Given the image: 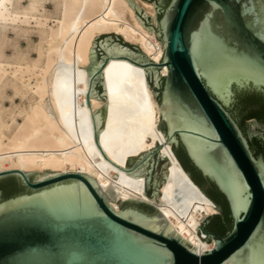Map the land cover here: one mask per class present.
Wrapping results in <instances>:
<instances>
[{
  "label": "water",
  "instance_id": "obj_1",
  "mask_svg": "<svg viewBox=\"0 0 264 264\" xmlns=\"http://www.w3.org/2000/svg\"><path fill=\"white\" fill-rule=\"evenodd\" d=\"M136 20L155 32L163 45L160 63L139 45L118 34L94 38L87 67L76 73L57 68L51 91L57 108H87L90 99L105 103L91 119L96 150L91 153L157 203L169 188L172 208L188 218L185 197L220 209L204 193L211 184L224 197L231 228L221 236L205 218L200 241L214 248L202 252L182 238L152 205L131 199L116 211L94 179L81 173L47 174L11 170L0 173V264H264V159L255 157L248 139L264 144V121L245 123L249 96L264 99V0H127ZM166 67L167 75L159 71ZM158 101L157 126L164 142L132 157L121 150L122 129L149 143ZM249 108V109H247ZM243 118V119H242ZM88 119V120H89ZM87 120V121H88ZM172 145L167 155L160 149ZM176 151L204 179L198 187L183 169ZM175 164L181 181L167 170ZM16 185V195L3 198Z\"/></svg>",
  "mask_w": 264,
  "mask_h": 264
},
{
  "label": "bare ground",
  "instance_id": "obj_2",
  "mask_svg": "<svg viewBox=\"0 0 264 264\" xmlns=\"http://www.w3.org/2000/svg\"><path fill=\"white\" fill-rule=\"evenodd\" d=\"M31 1L33 3L29 6L31 8L25 11L34 14L36 13L34 5L38 2ZM13 2L14 0H0V26L3 29L7 22L14 23L19 14H25L17 7L12 9ZM56 10L57 13H55L58 16L56 26L49 30L43 29L41 32L42 44L40 49H37L39 60L32 65L25 62L24 69L19 67L14 72V74L21 73L20 77L15 75V80L20 84L15 87L18 95L19 93L23 97L33 95L30 96L28 106L23 107L17 115H15L17 112L12 111L7 115L0 109V173L15 169L42 174L46 173L44 170L53 172L37 180L64 173H81L96 181L108 199L112 201L110 204L116 211L120 210L119 203L131 199L144 201L154 206L174 230L196 249L202 252L212 250L214 243L200 241L197 238V231L205 218L217 214L216 209L182 197L188 205L186 212L192 209L188 218L182 220L169 203L170 191L165 183L159 189L161 197L158 198L155 195L157 203L149 199L146 194L145 177L138 187L129 185L124 179L125 171L121 167L112 171L113 166L105 167L91 153L96 150V144L92 122L89 118L105 103L91 98L90 106L87 108L60 109L56 107L58 100L51 91V88H54L52 79L58 67L73 73H76L78 67H87L89 53L96 36L118 34L126 43L139 45L140 50L156 63H160L163 58V45L157 41L152 31L150 35L149 31L135 19L134 10L128 5L127 0H56ZM51 14L50 19L53 15ZM37 68L40 69L38 73H36ZM160 72L165 77L166 67ZM6 73L0 63V85ZM24 74H28L27 80H24ZM136 74L143 76L147 93L156 107V121L149 132V143L136 138L128 130V126L122 129L119 139L121 150L132 157H138L143 152L155 149L158 141L164 142L157 129L162 117L159 104L145 80L144 71ZM5 86L6 83L3 87L0 86V94ZM16 116L21 117V123L17 122ZM171 148V144L164 146L160 149V154L167 155ZM168 163L172 166L167 170L176 177V182L165 174L167 171L163 175L174 184L171 189L175 192L179 191L181 197L179 187L181 181L175 172V164L167 161L166 165Z\"/></svg>",
  "mask_w": 264,
  "mask_h": 264
},
{
  "label": "rangeland",
  "instance_id": "obj_3",
  "mask_svg": "<svg viewBox=\"0 0 264 264\" xmlns=\"http://www.w3.org/2000/svg\"><path fill=\"white\" fill-rule=\"evenodd\" d=\"M36 1L38 2L36 5H34L36 13L32 14V13H29V11H25V9L28 10L31 8V7H29L30 4H31V6L33 4V3H31L32 2L31 0H19L20 3L16 2V0H14L12 9L17 7V8H19L20 12H25V14H23V13L19 14L18 19L14 23L7 22V25L5 27L6 30L0 26V51L2 49L1 47L4 48L1 51L3 53L0 52V63L2 64L5 71L7 72L6 76L3 80V83L0 85L1 87H3V84L6 83V86L4 87V89L2 88V92L0 94V99H1L0 100V102H1L0 103V109L3 110V112H5L7 115L9 113H11V111L13 113L17 112V113H15V115H17L21 110H23V107L25 108L26 106H28V101H30L29 99H31V97L33 96V95L29 94V95L24 96L25 97L24 98L22 95H20V93H19L20 96L18 95L17 91L15 90V87L19 86L20 84H19V81L15 80V75H17V77H20L21 73L17 72V74L16 73L14 74V72L19 67L24 69V67H25L24 63L25 62L32 65V64H35L36 61L39 60V57H38L39 51L38 50L40 49L41 44H42V39H41L42 33L41 32L43 29L49 30L50 28H54L57 24L58 16L56 14L57 13L56 0L55 1L54 0H36ZM52 11L54 13L55 12L56 13L53 14ZM50 13L53 14V15L51 14L52 15L51 19H50V17H51ZM42 14H43V16H40ZM54 15H55V17H54ZM134 15H135V13H134ZM135 19H136V17H135ZM51 26H53V27H51ZM21 30L24 31L25 33L22 32ZM152 32L155 35V32L154 31H152ZM111 34H114V33H111ZM103 35H106V34H103ZM155 37H156V35H155ZM4 40L5 41L7 40L6 41L7 43ZM128 44L132 45L130 43H128ZM37 46H38V48H37ZM26 52L29 54H27ZM2 54L5 56L3 57ZM5 57H6V59H5ZM2 59L4 62L2 61ZM9 60L11 61V63H9L10 62ZM11 69H12V71H11ZM38 70H40V69L37 68L36 73L39 72ZM8 74H10V75H8ZM160 74H161V72H160ZM23 76H24V80L28 79L27 78L28 74H24ZM145 80L147 82V79H145ZM147 84H148V82H147ZM4 93H5V95H4ZM16 109H18V111H16ZM16 120L18 123H21V117L20 116H16ZM254 120L255 119L244 120V122L250 123V122H253ZM7 121H8V119H7ZM166 164H167V162H165L163 164V166H165ZM164 172H166V171H163L162 174H164ZM123 203L124 202L119 203V207ZM218 214H221V213L218 211L217 214H215V215H218ZM212 216H214V215H212ZM209 217H211V216H209ZM210 242H212V241L209 240L208 243H210Z\"/></svg>",
  "mask_w": 264,
  "mask_h": 264
},
{
  "label": "trees",
  "instance_id": "obj_4",
  "mask_svg": "<svg viewBox=\"0 0 264 264\" xmlns=\"http://www.w3.org/2000/svg\"><path fill=\"white\" fill-rule=\"evenodd\" d=\"M247 100L244 101L245 107H250V110L244 113L242 116L244 119L246 118H256L260 122L264 121V99H260L257 97L249 96ZM249 109V108H247ZM242 118V119H243ZM239 123L241 127L243 126V123L239 120ZM176 156L181 163L183 169L190 175L194 183L198 185L201 189H203L202 183L204 182V179L201 177V175L192 169L182 154L178 151H176ZM212 189L211 190H204V193L217 205V207L221 211V215L218 217H214L211 219V223L209 225L210 229L213 228L214 224L217 223V226L215 229L218 230V234L221 236L226 235L228 231L231 228V219L228 211L227 203L224 199V197L218 192V190L215 188L214 185L211 184ZM19 189L16 185L11 186V188H5L3 192V198L6 199L8 197H11L13 195H16Z\"/></svg>",
  "mask_w": 264,
  "mask_h": 264
},
{
  "label": "flooded vegetation",
  "instance_id": "obj_5",
  "mask_svg": "<svg viewBox=\"0 0 264 264\" xmlns=\"http://www.w3.org/2000/svg\"><path fill=\"white\" fill-rule=\"evenodd\" d=\"M231 114L234 117V119L236 120V122L238 123V125L241 128L242 132L244 133L245 137L247 138L248 143L250 145V149H251L253 155L255 157H258V156L261 155L263 157V159H264V144L260 140H258V139H255L254 141L249 140L248 139L247 131L245 129V126L243 125L241 127V125L239 123V120L236 118V116L233 113H231ZM249 119H256V118H249ZM148 195H150V194H148Z\"/></svg>",
  "mask_w": 264,
  "mask_h": 264
}]
</instances>
